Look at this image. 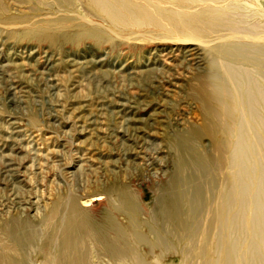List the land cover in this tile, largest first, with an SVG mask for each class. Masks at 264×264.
I'll return each instance as SVG.
<instances>
[{"label":"bare ground","instance_id":"bare-ground-1","mask_svg":"<svg viewBox=\"0 0 264 264\" xmlns=\"http://www.w3.org/2000/svg\"><path fill=\"white\" fill-rule=\"evenodd\" d=\"M61 1L86 5L117 29L172 34L140 73L161 63L166 78L157 89L166 98L178 93L184 76L200 123H176L165 141L162 153L173 152V167L153 188L149 209L132 189L130 173L158 164L145 163L140 125L148 113L170 125L161 119L164 101L158 114L114 101L112 130L94 111L66 116L60 100L45 114L44 134L11 119L0 137V184L9 192L0 197V264H32L31 258L40 264H264V0H250L262 10L250 30L234 14L243 0ZM23 54L0 48V78L20 103L31 76L47 83L54 98L79 87L69 85L82 70L75 60L69 76H61L54 52ZM87 135L129 146L117 161H105L93 144L79 141ZM61 186L65 191L56 189ZM84 198L105 203L93 211Z\"/></svg>","mask_w":264,"mask_h":264},{"label":"rangeland","instance_id":"rangeland-1","mask_svg":"<svg viewBox=\"0 0 264 264\" xmlns=\"http://www.w3.org/2000/svg\"><path fill=\"white\" fill-rule=\"evenodd\" d=\"M1 2L3 11L0 10V48L3 46L6 55L15 50L22 51L24 56L32 50H50L54 52L56 59H59L56 64L61 76H69L70 66H72L70 60H75L82 70L69 83L71 85L79 82V87L74 91H70L72 89L70 88L66 94L62 93L65 97L61 99L47 94V83H40L36 77L31 76L30 84L23 86L27 87L22 90V95L26 98L24 104L14 99L9 93L8 83L0 78V137L6 135L8 122L11 119L21 122L26 131L40 132L45 125L44 118L48 108L58 103V100L64 105L66 116L76 112L74 117H77L94 111L93 114L98 120L111 130L115 128L117 121V109L114 105L116 100L135 108L147 106L151 112L157 114L162 112L159 103L164 101L167 108L165 113L161 114V119L170 121L171 124L164 126L150 118L148 113L142 116L140 125L143 133L141 142L144 145L145 163L155 159L158 164L155 169L149 168L143 173L132 171L129 181L132 189L144 202L143 204L151 209L156 199L153 188L173 167L171 163L173 152L171 151L170 155L162 153L167 150L165 141L178 128L176 123L182 121L200 123L197 104L195 105L189 96L192 90L190 91V84L184 83L186 82L184 76L182 78L177 76L181 79L178 81L182 82L178 93L166 98L157 89V84L164 82L163 78H166L165 68L161 63L150 67L152 73H140L147 70L145 66L150 63L149 54L159 45H164L165 42L162 40L171 37L172 34L153 28L117 29L107 23L104 17L95 14L89 7L79 2L71 7L65 6L61 0H1ZM240 3L241 5L237 6L239 10L236 9L234 14L238 16V19L241 18L243 27H246V30L252 29L253 26L257 27V23L259 24L261 20L259 17L261 9L254 5V1L243 0ZM85 19L88 23L83 21ZM158 33H161L160 37L157 36ZM203 72L204 70L198 72L196 70L193 74ZM69 128L71 125L66 130H71ZM44 132L43 129L41 133L44 134ZM79 141L93 144V149L98 150L105 161H117L119 150L129 146V143L124 140L113 145L109 141L97 140L96 136L90 138V135ZM205 143L207 144V141ZM19 157L23 158L25 154L21 153ZM1 170L0 159V181L3 178ZM36 180L42 183L37 177ZM72 184L77 185V180ZM56 189L60 192L65 191L62 186ZM41 190L43 195L48 193L45 192L44 187ZM5 194L8 195L9 192L0 184V197ZM46 202L49 203L48 200ZM85 202H89L86 205H89L88 209L93 211L100 210L105 203L103 200L94 201L92 198H84L81 203L86 206ZM27 214L33 216L35 211ZM9 215L3 217L4 220L10 219ZM40 229L43 231L42 227ZM40 259L31 258L30 261L32 264H40L42 260Z\"/></svg>","mask_w":264,"mask_h":264}]
</instances>
